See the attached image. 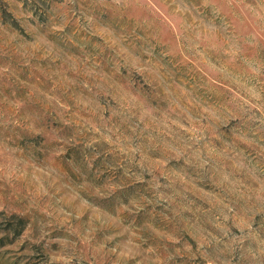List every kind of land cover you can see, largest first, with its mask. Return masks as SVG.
<instances>
[{"label": "rangeland", "instance_id": "rangeland-1", "mask_svg": "<svg viewBox=\"0 0 264 264\" xmlns=\"http://www.w3.org/2000/svg\"><path fill=\"white\" fill-rule=\"evenodd\" d=\"M0 264H264V0H0Z\"/></svg>", "mask_w": 264, "mask_h": 264}]
</instances>
